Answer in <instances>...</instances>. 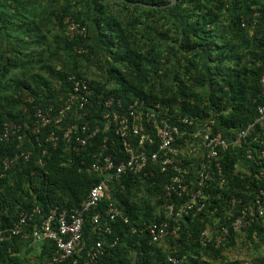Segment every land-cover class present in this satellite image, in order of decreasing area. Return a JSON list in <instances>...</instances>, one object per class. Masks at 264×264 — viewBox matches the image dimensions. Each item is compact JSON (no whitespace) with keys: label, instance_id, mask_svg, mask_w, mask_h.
I'll return each mask as SVG.
<instances>
[{"label":"trees","instance_id":"trees-1","mask_svg":"<svg viewBox=\"0 0 264 264\" xmlns=\"http://www.w3.org/2000/svg\"><path fill=\"white\" fill-rule=\"evenodd\" d=\"M47 1L52 4L50 10L43 9L40 0H0V30L2 35L19 30L22 37H27L34 30L39 33L47 27L57 29L59 35L57 33L54 40L60 43L61 52L66 56L80 57L89 64L99 61V51L103 52L102 65L97 67L104 71L106 78L103 83L89 81L88 104L80 111L91 127L98 124L102 130L103 126L98 122L104 112L101 102L109 96L120 100L121 113L135 100H142L149 106L158 103L161 111L167 112L170 123L177 125L181 132H192L200 124L213 119L211 134H220L223 138L235 136L257 116V104L263 100L259 78L264 69V0H174V6L181 8L179 17L166 8L173 0ZM34 7H38L40 16L37 15L36 24L25 30H22V24L15 28L16 11L19 14L25 8L30 16ZM254 15L257 21L252 28ZM178 18L182 20L175 22ZM65 20L68 24L73 22L85 28V34H67ZM90 26L95 30L94 38ZM39 35L33 43L43 39ZM12 41L16 42L15 39ZM82 49L87 52L79 53ZM13 59H18L17 63L5 53L0 56V62H3L0 89L6 88L5 83L12 88L7 97L0 98V133L5 122L23 126L25 123L27 126L10 137L8 143H0V230L4 231L18 220L22 212L32 209L39 210L35 216L37 223L52 209H81L91 187L101 180L96 174L86 172V168L95 160L103 138H106L108 151L121 150L120 142L110 131H99L80 156L66 149L61 136L63 126L58 129L51 124L39 134H31L34 111L51 105L59 108L67 96V78L74 75L86 79V75L74 70L65 73L48 68L51 79L58 83L57 88L41 74H32L29 81L7 80L10 68L29 67L33 63L28 57ZM107 59L111 60L109 65ZM110 83L113 85L107 88ZM177 117L191 119L195 125L178 124ZM51 131L56 132L61 140L57 148H52L46 141ZM259 134L257 130L251 136H263L260 139L262 144H250L251 140H248L244 145V148L252 147L255 156L264 151V135ZM181 143L182 139L178 138L175 146ZM25 151L31 152L29 160L19 161L14 169L4 174L1 160ZM237 162L235 152L229 150L223 154L225 185L219 187L214 177L203 190V207L199 211L194 207L181 223L176 236L166 237L167 249L150 243L146 233L135 230L142 221L165 220L163 210L155 212L154 204L160 207L175 202L178 206L183 202L184 199L177 201L172 197L169 200L163 196L167 175L158 172L148 177L126 175L120 182L110 184L108 198L102 200L96 209L103 211L111 202L128 217L129 224L116 219L110 225L111 234L96 233L90 222L96 211L85 213L82 238L87 248L98 239H117L115 246L107 248L104 255L92 264H170L168 257L171 256L183 257L179 264H262V256L246 262L228 259L224 255L242 234L253 243L254 236L260 241L264 239V224L260 218H254L241 232L230 230L220 245L201 246L199 243L201 233L208 226L214 230L226 225L230 212L236 217L246 209L245 218L248 219L253 214L252 200L259 197L264 203V195L260 194L264 192V160L248 164L245 171L236 170ZM138 184L148 196L155 197L153 207L139 205L134 200ZM233 198L240 203L231 207ZM173 227L174 223L169 221V230ZM23 229L21 235H9L6 241H0V264H50L54 244L47 241L34 243L30 223ZM246 229H253L256 233L247 236ZM35 244L39 246L37 253H34ZM254 247L259 246L255 244ZM22 249L24 256L20 257ZM31 254L33 260L28 258ZM82 260L78 259V262ZM70 262L71 259L63 264Z\"/></svg>","mask_w":264,"mask_h":264},{"label":"built area","instance_id":"built-area-1","mask_svg":"<svg viewBox=\"0 0 264 264\" xmlns=\"http://www.w3.org/2000/svg\"><path fill=\"white\" fill-rule=\"evenodd\" d=\"M252 20V28L256 19ZM67 34L84 35L86 30L73 22L67 23ZM243 27L246 25L243 24ZM79 53H86L82 49ZM69 88L66 99L62 105L55 109L52 105L45 109H36L32 116L31 134H39L48 125L63 126L62 140L66 142V149L74 155L80 156L90 146L92 140L99 131L112 132L121 144V150L108 151L103 138L102 147L95 156V160L86 168V172L96 174L101 178L100 182L93 185L89 190L81 209L70 211L50 210L49 214L40 223L35 221L39 214L38 209L22 212L18 221L8 231L0 230V241H5L10 235H19L28 223L31 224V237L34 243L52 242L54 244V255L50 264H63L71 259L69 264H92L97 258L104 255L107 248L115 246L117 239H98L88 248L82 238V226L84 215L88 211L95 210L90 217L93 230L96 233L111 234V223L119 219L123 224H129V219L111 202L103 211H99V204L108 198L109 185L120 182L126 175L153 176L155 172L167 175V182L163 186V196L166 199L172 197L183 200L178 206L175 202L163 204L165 220L161 222L142 221L138 230L146 233L150 243H159L167 236H176L181 223L195 207L199 211L203 207L205 196L203 190L217 178L219 187L226 183L222 171V156L226 151L238 149L242 157L250 164H258L264 160V151L258 156L253 154V148H244L248 140L250 144L258 142L262 144L261 137L251 136L255 131L264 135V69L259 78L260 96L262 102L257 104V116L245 128L239 130L235 136L223 138L220 134L212 135L211 128L207 125L194 131H180L177 125L170 123V117L166 111H161L158 103L151 106L144 101L135 100L121 113L122 104L119 99L113 96L105 98L101 104L104 112L98 121L102 124V130L98 124L91 127L89 121L83 119L80 113L88 104L90 80L76 77L68 78ZM176 122L186 126L195 125L194 121L188 118L177 117ZM24 126H27L24 123ZM23 124L5 122L0 133V143H8L10 137L19 134ZM259 134V135H260ZM188 135V136H185ZM20 137V136H19ZM23 138V137H21ZM181 138L182 143L175 146L176 139ZM37 139V138H36ZM46 141L51 143L52 148L60 144L59 136L51 131ZM236 153V150L233 151ZM122 153V154H121ZM44 154V152H42ZM30 151L14 153L1 160L3 173L14 169L19 161H28ZM259 159V160H258ZM187 161L188 163L184 164ZM38 164L41 165L40 159ZM264 195V192H260ZM240 203L235 198L230 200L231 207ZM253 207V214L246 216V209L241 211L239 216L228 214V223L213 230H204L199 237L201 246L209 243L220 245L226 240L230 230L241 232L253 221L260 218L264 224V203L256 197L250 203ZM169 221L174 227L169 230ZM230 221V222H229ZM83 259L78 262V259ZM182 258L168 257L170 264L181 263ZM264 264V260L263 263Z\"/></svg>","mask_w":264,"mask_h":264},{"label":"rangeland","instance_id":"rangeland-1","mask_svg":"<svg viewBox=\"0 0 264 264\" xmlns=\"http://www.w3.org/2000/svg\"><path fill=\"white\" fill-rule=\"evenodd\" d=\"M40 6L45 9V10H50L52 7V4L50 1L47 0H40ZM168 10L171 12L172 15H176L177 17L181 16V8L180 6H174V0L172 1L171 4L166 6ZM38 7H34L33 10L30 13V16H27L29 14L25 8L24 10L16 11V15L13 21V24L16 28V26H19L22 24V30H25L26 28H30L36 24L37 20V15L38 18L39 12H38ZM7 12L11 13L10 10H7ZM117 14V12H116ZM25 16V17H24ZM29 18V19H24V18ZM182 19L178 18L175 20V22L180 21ZM223 22V19L221 20ZM91 24V23H90ZM180 24V22H178ZM2 23L0 22V27ZM9 28H13L12 26H9ZM91 36L94 38L96 36L95 30L93 27H91ZM18 30V29H16ZM56 31V32H55ZM9 34L7 35H2L3 32L0 30V56L5 53L10 59L14 61V63H17L16 60L18 59H13L17 57H21L23 60L25 58H30L31 60L33 59V63H30L29 67H23L19 69H12L10 68L8 71L9 73L7 74V80L9 79H21V80H27L29 81V78L32 74H41L45 76L49 81L52 82V84L55 86L54 88L58 87L57 81L54 79H51L50 73L48 72V68H53L54 70H61L65 73H70L72 70L74 71H79L85 74L86 78L90 80L91 82H98V83H103V81L106 78V74L104 71L99 69L97 66L99 64L102 65L101 62H103V52L99 51L101 54L99 56V61L97 62H92L91 64L87 63L84 59L80 57H74L73 55L66 56V54H63L60 50V43L56 40H54V36L58 33L57 29L56 30H51V28L47 27V29H42L38 33V30H34L33 33L28 34L27 37H22L20 31H16V33H11V31H8ZM43 37V39H39L38 43H33L35 40L36 36ZM59 35V33H58ZM57 35V36H58ZM12 39H15V41H12ZM59 41V40H58ZM32 43L33 45H29ZM29 45V46H28ZM25 51V52H24ZM21 52V53H20ZM108 60V59H107ZM111 63V60L109 59L107 62V65ZM3 62H0V70L2 67ZM206 68V67H204ZM2 73L0 72V83L3 84L2 80ZM6 88L2 87L0 89V98L7 97L12 88L8 83H5ZM113 84L110 83L107 85V88H111ZM134 200L139 204H147L149 207H153V203L155 201L154 196H148L141 188L140 184H138L137 188L134 191ZM155 205V212H158L159 209H164L163 206H158L157 204ZM252 233L255 234L256 232L253 229H246L245 234L247 236H252ZM264 238V237H263ZM255 239V237H254ZM259 246L258 248L254 247V245ZM259 244V245H258ZM159 247L162 249H167L169 247L168 243L165 240H162L161 242L157 243ZM34 253L38 252V244H35L34 246ZM227 257L229 258H240L243 261H250L251 258L255 256H262L264 258V239L260 241V238H258V241L255 240V242H250L248 241L245 237H243V234L240 235L236 242L235 246L228 250L227 252ZM20 257L24 256L23 249L21 250V254L19 255ZM133 257V256H132ZM29 259L33 260V254L28 256ZM30 260V261H31Z\"/></svg>","mask_w":264,"mask_h":264},{"label":"crops","instance_id":"crops-1","mask_svg":"<svg viewBox=\"0 0 264 264\" xmlns=\"http://www.w3.org/2000/svg\"><path fill=\"white\" fill-rule=\"evenodd\" d=\"M213 119H211L210 121H209V123H207V124H200L198 127H196L197 129H200V128H202V127H204L205 125H207V126H209L210 128H211V125L213 124ZM215 122V121H214ZM230 137V136H229ZM236 150V154L238 155V162H237V171H245L246 169H247V167H248V164H247V162H246V160L242 157V155L240 154V152L238 151V149H234V150H232V151H235ZM160 210H162V209H159V211ZM205 230H212L211 229V227L210 226H208ZM215 230V229H214ZM213 230V231H214ZM224 255L227 257V253H226V251L224 252ZM228 259H236V258H229V257H227ZM237 259H239V260H241L240 258H237Z\"/></svg>","mask_w":264,"mask_h":264},{"label":"clouds","instance_id":"clouds-1","mask_svg":"<svg viewBox=\"0 0 264 264\" xmlns=\"http://www.w3.org/2000/svg\"><path fill=\"white\" fill-rule=\"evenodd\" d=\"M243 158H244V157H243ZM246 162H247V161H246ZM247 164H249V163L247 162ZM19 216H20V215H19ZM17 221H18V220H17ZM17 221H16V222H17ZM16 222H15V223H16ZM11 227H12V226H11ZM11 227H10V228H11ZM10 228H9V229H10ZM9 229H8V230H9ZM8 230H7V231H8ZM9 235H10V234L8 233V236H9ZM19 235H21V234H19ZM11 236H16V235H11ZM254 237H255V240L257 241V240H258V237H257V236H254ZM254 237H253V238H254ZM7 238H8V237H7ZM6 240H7V239H6ZM6 240H5V241H6ZM164 240H165V239H164ZM2 242H3V241H2Z\"/></svg>","mask_w":264,"mask_h":264}]
</instances>
